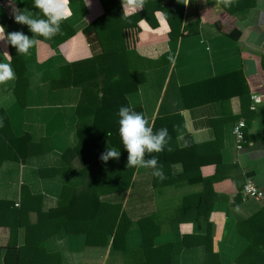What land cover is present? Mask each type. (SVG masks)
Returning a JSON list of instances; mask_svg holds the SVG:
<instances>
[{"label":"crops","instance_id":"1","mask_svg":"<svg viewBox=\"0 0 264 264\" xmlns=\"http://www.w3.org/2000/svg\"><path fill=\"white\" fill-rule=\"evenodd\" d=\"M82 1L85 12L78 0H70L71 15L66 22L75 32L73 37L57 51L39 43L25 54L26 86L18 87L16 76L0 84V109L12 135L30 137L24 162L6 160L0 165V201L19 204L25 186L31 194L43 197L46 209L52 208L65 183L79 184L81 180L77 167L69 165L63 153L75 146L76 127L90 118L76 115L80 88L53 89L52 81L66 78L71 65L92 58L101 47H110L108 41L102 45L95 41L93 47L88 44L83 30L104 14V8L100 0ZM117 1L123 15L122 0ZM167 1L146 0L154 6ZM173 4L183 10L178 39L168 37L169 25L157 11L160 16L154 13L155 28L143 20L135 28L121 30L120 40L111 43L114 51L127 50L131 69L144 75L138 90L126 98L131 107L142 108L151 125L157 116L178 114L184 131V141L177 140L179 147L185 136L194 144L212 143L221 161L202 166L199 181L183 180L157 188L152 185V172L136 167L127 191L101 197L121 204L130 221L124 239L126 254L112 248L111 238L106 247H91L84 235L61 231L45 243L48 252L60 254L61 264H148L137 224L144 218L150 220L147 230H152L149 236L154 246L170 245L168 264H205L207 246L222 263H231L247 248L250 238L264 241V202L241 195L248 179L264 192V0H233L230 7L222 0H174ZM9 9L7 14L0 9V19L14 31L25 33L26 25L17 23L14 8ZM20 10L31 14L27 8ZM117 15L121 21V13L117 11ZM216 22L226 31L237 30L239 38L219 31ZM5 51L10 54L8 44L0 41V61L9 62ZM233 71L242 72L248 99L241 102L239 97H231L184 106L182 86ZM251 95L261 98L255 109H251ZM240 119L246 127L237 149L232 130ZM40 170L55 172L40 176ZM171 173L180 175L181 164H173ZM7 240L8 229L0 227V246ZM19 241H23V229Z\"/></svg>","mask_w":264,"mask_h":264},{"label":"trees","instance_id":"2","mask_svg":"<svg viewBox=\"0 0 264 264\" xmlns=\"http://www.w3.org/2000/svg\"><path fill=\"white\" fill-rule=\"evenodd\" d=\"M85 12L82 0H78ZM34 0H23L18 4L5 3L0 8L8 13L9 8L29 9L33 16H42L39 9L33 6ZM104 14L84 28L83 34L90 46L95 41L99 44L107 42L109 48L101 47L94 52L92 58L74 63L69 67L66 78L52 81V88L78 87L81 95L76 106L78 117H89L90 120L76 127L77 142L74 147L63 153V159L77 167L81 180L79 184L65 183L54 207L46 209L41 195L31 194L25 186L20 190V202L0 201V227L8 229V240L0 246V264H61V256L57 252H48L46 241L64 231L68 235H84L87 246L106 247L111 238L112 248L126 254L124 239L130 227V221L125 215L121 204H111L101 200V197L127 191L132 186V178L136 167L127 168V150L123 147L119 135L118 111L121 106H130L126 96L138 90L144 82V75L136 69H131L127 50L114 51L111 43L120 40V31L125 28H135L141 20H145L152 28L157 26L154 13L161 12L170 28L168 37L178 39L181 35L182 9L174 7V0L154 6L146 2L144 9L125 18L122 15L121 4L117 0H100ZM13 10V9H12ZM117 11L121 13V21ZM0 24L6 33L13 32L11 27ZM115 26V27H114ZM114 27V28H113ZM219 31L237 40L240 36L235 29L226 31L220 22H216ZM25 34L32 36L26 25ZM189 31L186 35H189ZM75 34L66 20L61 23V32L50 40L38 37L40 43H45L52 50L73 37ZM136 46V45H134ZM11 65L16 76L18 87L26 86L25 54H18L15 47L8 44ZM93 47V46H92ZM92 50H94L92 48ZM264 66V63H263ZM181 97L185 107L239 97L243 102L249 98L248 88L241 71H233L213 78L194 82L181 87ZM143 113L141 107H133ZM144 114V113H143ZM0 117L4 118V126L0 127V165L11 160L24 162L27 155L28 134L20 137L12 135L7 117L0 109ZM182 119L178 114L155 117L152 127L157 131L166 127L171 136L169 145L174 149L161 153L146 154V159L153 156L167 177L160 180L152 175V185L163 187L177 181L194 183L200 180V168L205 165H219L220 154L214 144H194L185 136L186 147L177 143L176 127L181 126ZM110 133V135H108ZM214 143V142H213ZM120 151V159H110L107 163L100 159L107 148ZM219 147V146H218ZM181 164L182 173L173 176L171 166ZM153 171L151 168H147ZM53 170H40L39 175L54 174ZM256 218L249 221L255 222ZM149 219L138 221L142 233V249L148 264H168L170 245L154 246ZM23 229V241L20 244V230ZM150 234H149V233ZM205 264H264V241L262 238H250L247 248L234 262L222 263L218 254L207 246Z\"/></svg>","mask_w":264,"mask_h":264},{"label":"clouds","instance_id":"3","mask_svg":"<svg viewBox=\"0 0 264 264\" xmlns=\"http://www.w3.org/2000/svg\"><path fill=\"white\" fill-rule=\"evenodd\" d=\"M225 7H230L233 0H222ZM89 4V0H86ZM146 0H122L123 16L125 18L137 11L144 9ZM70 0H34L33 6L39 9L42 16H33L29 12L13 9V16L17 23L27 25L32 36L26 35L23 31H13L6 33L3 26H0V41L6 42L15 47L18 54H28L29 50L39 45L38 37L50 40L61 32L62 21L69 18L71 11L69 8ZM156 16L159 18L160 13ZM144 23L143 20L140 21ZM6 60L0 61V84H5L15 78L14 69L10 63L12 56L4 52ZM259 96H254L253 100L260 102ZM119 116V135L123 147L127 150V168L144 167L151 168L152 175L164 180L167 177L163 172L162 165L159 164L158 158L153 156L146 159V154L161 153L167 147V151L174 149L169 145L171 136L166 127L157 131L153 130L149 120L141 112H137L131 106H121L118 111ZM4 126V118L0 117V127ZM187 128V124L183 126ZM178 133L177 140L184 141V131L180 126L176 127ZM110 135V133H108ZM186 147L185 141L180 145ZM120 151L115 148H107L100 156V159L107 163L110 159L119 160Z\"/></svg>","mask_w":264,"mask_h":264},{"label":"built area","instance_id":"4","mask_svg":"<svg viewBox=\"0 0 264 264\" xmlns=\"http://www.w3.org/2000/svg\"><path fill=\"white\" fill-rule=\"evenodd\" d=\"M14 2V0H0V8H3L5 3H12ZM254 96H258V95H251L250 99L252 101V105H251V109H255V106L259 103H261V99L260 102L257 103L255 100H253ZM246 127V123L243 119H240L238 122H236L234 124L232 133L234 135L235 138V142H236V148L240 149L241 148V144L244 141V129ZM241 195L243 197V199H251V200H257V201H262L264 202V192L261 191L257 185L250 179L246 180L245 184L243 185V188L241 190ZM15 206H18V203L15 204Z\"/></svg>","mask_w":264,"mask_h":264},{"label":"rangeland","instance_id":"5","mask_svg":"<svg viewBox=\"0 0 264 264\" xmlns=\"http://www.w3.org/2000/svg\"><path fill=\"white\" fill-rule=\"evenodd\" d=\"M64 169L62 168L60 171H63ZM81 235V234H80Z\"/></svg>","mask_w":264,"mask_h":264}]
</instances>
